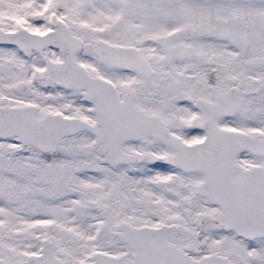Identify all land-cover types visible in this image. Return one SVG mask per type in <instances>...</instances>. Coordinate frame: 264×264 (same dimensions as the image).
Returning <instances> with one entry per match:
<instances>
[{
    "label": "snow or ice",
    "instance_id": "obj_1",
    "mask_svg": "<svg viewBox=\"0 0 264 264\" xmlns=\"http://www.w3.org/2000/svg\"><path fill=\"white\" fill-rule=\"evenodd\" d=\"M0 264H264V0H0Z\"/></svg>",
    "mask_w": 264,
    "mask_h": 264
}]
</instances>
